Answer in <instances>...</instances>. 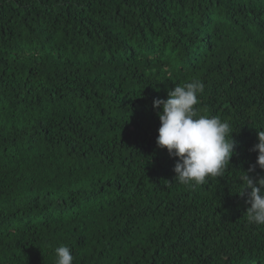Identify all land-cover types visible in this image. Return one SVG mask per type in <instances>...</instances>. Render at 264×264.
<instances>
[{
	"label": "trees",
	"instance_id": "16d2710c",
	"mask_svg": "<svg viewBox=\"0 0 264 264\" xmlns=\"http://www.w3.org/2000/svg\"><path fill=\"white\" fill-rule=\"evenodd\" d=\"M193 79L235 154L190 188L153 101ZM259 130L264 0H0V264H264Z\"/></svg>",
	"mask_w": 264,
	"mask_h": 264
},
{
	"label": "clouds",
	"instance_id": "9594fccd",
	"mask_svg": "<svg viewBox=\"0 0 264 264\" xmlns=\"http://www.w3.org/2000/svg\"><path fill=\"white\" fill-rule=\"evenodd\" d=\"M204 89L201 80L193 79L169 89L167 99L153 101L160 120L156 144L170 157L178 158L173 169L175 179L190 188L204 184L208 177L223 175L235 154L230 123L219 116L200 114L195 107ZM257 140L251 149L257 152L256 162L243 171L240 190L235 193L247 196L248 223L264 226V175L256 173L257 166L264 170V130L258 131ZM55 254L56 264H72L74 260L66 245L56 247Z\"/></svg>",
	"mask_w": 264,
	"mask_h": 264
}]
</instances>
